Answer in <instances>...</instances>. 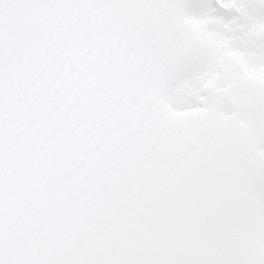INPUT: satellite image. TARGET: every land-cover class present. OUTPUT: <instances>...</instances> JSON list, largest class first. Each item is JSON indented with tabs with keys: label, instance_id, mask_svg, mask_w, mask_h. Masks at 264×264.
I'll return each mask as SVG.
<instances>
[{
	"label": "snow or ice",
	"instance_id": "snow-or-ice-1",
	"mask_svg": "<svg viewBox=\"0 0 264 264\" xmlns=\"http://www.w3.org/2000/svg\"><path fill=\"white\" fill-rule=\"evenodd\" d=\"M0 264H264V0H0Z\"/></svg>",
	"mask_w": 264,
	"mask_h": 264
}]
</instances>
